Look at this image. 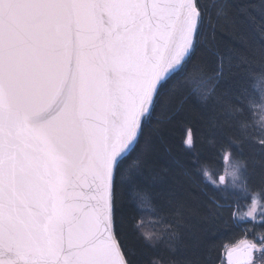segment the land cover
Instances as JSON below:
<instances>
[{"label": "snow or ice", "instance_id": "1", "mask_svg": "<svg viewBox=\"0 0 264 264\" xmlns=\"http://www.w3.org/2000/svg\"><path fill=\"white\" fill-rule=\"evenodd\" d=\"M257 17L264 34V0L258 13L253 0H0V264H215L197 221L223 219L235 191L264 228V161L255 186L232 152L242 138L216 132L251 127L264 147V95L247 86L264 77L247 71L264 65ZM193 113L220 144L216 171L165 162L170 126ZM183 143L196 148L191 129ZM197 179L213 189L207 213ZM258 241L227 264H264Z\"/></svg>", "mask_w": 264, "mask_h": 264}, {"label": "trees", "instance_id": "2", "mask_svg": "<svg viewBox=\"0 0 264 264\" xmlns=\"http://www.w3.org/2000/svg\"><path fill=\"white\" fill-rule=\"evenodd\" d=\"M255 9L258 13L260 7V0H253ZM260 19L257 17L255 32L257 46L260 38H264V34L260 33L259 29ZM216 68L215 64H212L208 68V74L211 75L212 71ZM260 72L264 70V65H261L258 61L254 62L248 72ZM245 76V70L237 69L233 67L230 71L225 68V79L227 81H232L236 79H242ZM247 83L246 81H242ZM247 86L252 89L255 88L261 95H264V77L256 76L254 82L247 84ZM226 87L222 85L221 89ZM191 111V106L189 108ZM199 111V110H197ZM260 112L261 108L259 105L255 106L252 120L257 125L260 122ZM205 114L208 119H211L213 113L209 110H205ZM191 129L193 135L196 138V148L192 151H189L185 148L183 143L184 137L187 131ZM218 137H220V143H224L225 140L230 139L233 135L242 138V143H237L232 152L244 162L247 163V172L245 175L255 186H258L261 182V168L260 164L264 161V147H261L259 142L260 133L258 130H253L249 127V130L246 133L238 132L236 128L232 125H225L222 128L216 129ZM210 132L207 127V122L205 119H202L200 115L193 113L189 118L178 120L174 122L168 132L167 144L166 147L170 150L169 154L165 155V162L173 167H181L188 169L192 172H198L199 168L197 165L207 164L211 170H218L221 165V158L219 155L220 144H209ZM192 187L195 189V199L197 203L201 206L202 209L207 210L211 208L209 203L210 198L213 196V189L211 187L205 188L204 185L199 184L197 179L196 184H193ZM219 195V194H216ZM248 196L246 193L238 192L233 193L227 201H224L225 204H230L231 207H224L221 211L223 219L219 217L215 218V222L211 219L204 220L199 219L197 221L198 225H206L211 228V242L213 247L212 259L215 264H221V257L223 255L224 249L232 246L244 238L251 240H258V237L261 232H264V228L257 224L253 228L251 222H240L237 218L232 220L229 218L231 212L239 213L241 212L242 204L247 202ZM130 215L128 220V228L131 231L132 227V216ZM151 216L150 210L145 209V220H149ZM152 227L153 225H148ZM159 227H164V225H159Z\"/></svg>", "mask_w": 264, "mask_h": 264}, {"label": "rangeland", "instance_id": "3", "mask_svg": "<svg viewBox=\"0 0 264 264\" xmlns=\"http://www.w3.org/2000/svg\"><path fill=\"white\" fill-rule=\"evenodd\" d=\"M224 162L223 161H221V165L223 164ZM220 165V166H221ZM211 170V169H210ZM212 171H216V170H212ZM229 179H231L230 177H229ZM238 192H240V193H242L241 191H235V193H238ZM248 201L247 202H245V203H243L242 204V207H241V212H239V213H237V219L240 221V222H243V221H246V222H251V220L250 219H247V218H245L244 217V213L247 211V209H248V204H250V198L248 197ZM252 223V222H251ZM245 239H247V240H251V239H248V238H244V240ZM254 241V240H253ZM256 242H259L258 240H255ZM236 244H238V243H236ZM235 244V245H236ZM240 244V243H239ZM233 247V245L232 246H229V247H227V248H225L224 250V252H223V255H222V257H221V261H223V264H226V260H225V256L227 255V251L228 250H230V248H232Z\"/></svg>", "mask_w": 264, "mask_h": 264}, {"label": "flooded vegetation", "instance_id": "4", "mask_svg": "<svg viewBox=\"0 0 264 264\" xmlns=\"http://www.w3.org/2000/svg\"><path fill=\"white\" fill-rule=\"evenodd\" d=\"M240 241H241V240H240ZM240 241H238V242H237L238 244H236V243H235L236 245H235V244H233V247L240 246V244H239V243H240Z\"/></svg>", "mask_w": 264, "mask_h": 264}, {"label": "water", "instance_id": "5", "mask_svg": "<svg viewBox=\"0 0 264 264\" xmlns=\"http://www.w3.org/2000/svg\"><path fill=\"white\" fill-rule=\"evenodd\" d=\"M226 264H227V255L225 256Z\"/></svg>", "mask_w": 264, "mask_h": 264}]
</instances>
